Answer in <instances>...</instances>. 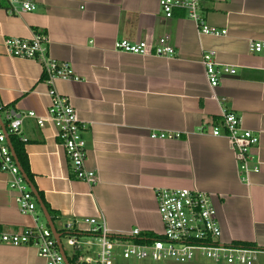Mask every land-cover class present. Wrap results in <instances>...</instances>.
Returning a JSON list of instances; mask_svg holds the SVG:
<instances>
[{"label":"crops","instance_id":"obj_1","mask_svg":"<svg viewBox=\"0 0 264 264\" xmlns=\"http://www.w3.org/2000/svg\"><path fill=\"white\" fill-rule=\"evenodd\" d=\"M30 1L33 11L10 14L7 0H0V99L16 114L46 117L49 98L40 65L8 56L3 44L7 38L27 40L34 32L44 35L47 55L68 63L77 78L56 81L54 90L70 99L87 124L84 165L95 179L76 180L54 129L24 119L30 182L60 243L64 226L84 219L103 218L112 236L134 229L160 233L156 190L186 188L211 196L223 242L256 248L253 264H264V56L249 51L252 42L264 41V0H203L207 25L226 31L220 37L199 36L182 10L166 19L160 0ZM162 37L174 48L172 58L113 49L118 40L153 45ZM206 52L235 68L214 89L200 62ZM222 111L259 137L251 166L260 172L251 174L248 184L239 178L227 140L211 135L221 125ZM155 131L180 137L151 140ZM33 224L32 217L20 214L8 178L0 173V229L20 232ZM68 250L62 244L71 258ZM0 264L45 262L33 246L0 245Z\"/></svg>","mask_w":264,"mask_h":264},{"label":"built area","instance_id":"obj_2","mask_svg":"<svg viewBox=\"0 0 264 264\" xmlns=\"http://www.w3.org/2000/svg\"><path fill=\"white\" fill-rule=\"evenodd\" d=\"M202 1L160 0L159 8L166 19L172 18L177 10L184 11L199 36H224L225 30L220 31L207 25L201 14ZM7 4L10 14L35 9L30 0H7ZM3 44L8 56L33 60L40 65L42 81L47 86L49 106L46 117H40L34 112L16 114L0 99V173L8 178V188L14 194V202L20 214L32 217L34 223L20 232L0 229V245L33 246L37 250V256L45 264H66L51 230L38 218L35 198L20 171L11 138H16L22 144L26 143L22 136L24 119L34 120L40 129L49 124L64 150L74 178L93 184L94 173L84 165L86 143L83 132L87 124L78 119L70 99L54 90L56 81L75 82L77 78L68 63H59L47 55L48 41L40 33L34 32L27 40L7 38ZM113 49L119 53L156 58H172L175 54L167 37L159 38L153 45L144 41L131 43L118 40ZM249 51L264 56V41L252 42ZM213 57L212 52H206L200 60L210 89L218 86L222 76L235 74L233 66L219 64ZM199 131L203 133L201 128ZM211 135L227 140L235 158L239 178L248 184L249 176L260 172L258 165L251 166V151L258 145L259 137L243 129L240 119L226 111H222L221 125L213 128ZM149 136L151 140H173L179 138L180 134L155 131ZM155 198L162 230L151 236L145 237L137 229L112 236L103 218L67 223L64 226V237L72 250L71 258L65 255L68 264H117V258L123 261H172L176 264L193 263L202 258L212 264H253L259 252L256 248L221 240L216 209L209 194L186 188H161L156 190Z\"/></svg>","mask_w":264,"mask_h":264},{"label":"water","instance_id":"obj_3","mask_svg":"<svg viewBox=\"0 0 264 264\" xmlns=\"http://www.w3.org/2000/svg\"><path fill=\"white\" fill-rule=\"evenodd\" d=\"M17 162H18V161H17ZM18 164H19V162H18ZM19 167H20V171H21V173L23 174V176H24V178H25L26 183L28 184V186H29V188H30V190H31V192H32V194H33V196H34L35 199H36V202H37V204H38V206H39V208H40V210H41V212H42V215H43V217H44V219H45V221H46L47 226L49 227V229L51 230V232H52L54 238H55L56 241H57L58 247H59V249L61 250V253L63 254V256H64V258H65V262H66V264H68V261H67V259H66V257H65L64 252L62 251V246H61L60 241H59V240H60V239H59V238H60V235L56 232V229L54 228V225H53V223H52V221H51V218H50L49 214L47 213V211H46V209H45V207H44V205H43L41 199L39 198L37 192L35 191L34 187L32 186V184H31V182H30L28 176L26 175V173H25V172L23 171V169L21 168L20 164H19Z\"/></svg>","mask_w":264,"mask_h":264},{"label":"rangeland","instance_id":"obj_4","mask_svg":"<svg viewBox=\"0 0 264 264\" xmlns=\"http://www.w3.org/2000/svg\"><path fill=\"white\" fill-rule=\"evenodd\" d=\"M61 243L63 244V247H64L65 250L69 249L65 240L62 239ZM117 264H176V263H173L172 261L154 262V261H152L150 259H147L145 261H136V260L123 261L121 258H117ZM187 264H212V263L210 261L206 260V259H202L201 258L200 260H198L196 262L187 263Z\"/></svg>","mask_w":264,"mask_h":264},{"label":"trees","instance_id":"obj_5","mask_svg":"<svg viewBox=\"0 0 264 264\" xmlns=\"http://www.w3.org/2000/svg\"><path fill=\"white\" fill-rule=\"evenodd\" d=\"M12 143H13V148H14L16 157L18 159V162H19L21 168L23 169V171L26 173V175L28 176V178L30 180L29 169H28V164H27L26 154H25V151H24V148H23V144L20 143L18 140L16 142L14 141ZM148 236H151V234H148ZM145 237H146V235H145ZM139 241H142V239L139 240ZM243 246L252 247L250 245H245V244H243Z\"/></svg>","mask_w":264,"mask_h":264}]
</instances>
